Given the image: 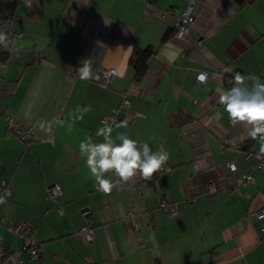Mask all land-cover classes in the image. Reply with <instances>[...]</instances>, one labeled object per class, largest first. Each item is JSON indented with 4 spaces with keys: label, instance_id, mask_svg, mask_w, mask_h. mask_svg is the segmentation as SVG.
<instances>
[{
    "label": "crops",
    "instance_id": "1",
    "mask_svg": "<svg viewBox=\"0 0 264 264\" xmlns=\"http://www.w3.org/2000/svg\"><path fill=\"white\" fill-rule=\"evenodd\" d=\"M191 2V29L176 38L177 16L165 11ZM7 30L9 47L22 50H5L0 78V179L12 193L0 205V245L19 248L10 227L27 222L41 248L11 264H264V216H255L264 206V170L246 157L259 143L241 140L246 130L231 126L218 103L235 72L264 82V0H18ZM147 47L153 53L136 81L129 58ZM85 59L93 66L86 81L76 72ZM103 69L115 70L105 85L98 82ZM124 95L130 103L110 123L113 136L126 132L153 151L164 146L169 169L105 195L87 178L78 146L89 135L100 139L103 117ZM77 106L91 111L73 124L68 114ZM124 120L128 127L116 129ZM51 121L64 124L46 134L40 123ZM27 128L26 136L16 133ZM229 162L255 182L220 189L233 181ZM209 178L218 188L204 193ZM49 185L60 191L46 198ZM163 200L176 204L175 215ZM87 223L90 240L76 232Z\"/></svg>",
    "mask_w": 264,
    "mask_h": 264
},
{
    "label": "clouds",
    "instance_id": "2",
    "mask_svg": "<svg viewBox=\"0 0 264 264\" xmlns=\"http://www.w3.org/2000/svg\"><path fill=\"white\" fill-rule=\"evenodd\" d=\"M17 40L22 37L17 36ZM12 38L0 29V48L10 53L19 55L22 47H12ZM131 50V47H129ZM76 72L80 80L93 78V66L90 59L80 62ZM199 79L204 80L201 76ZM232 85L226 90H221L218 96V103L222 105L224 113L231 126L240 125L246 130V136L241 140L251 138L259 143L257 158L264 156V82L254 74H241L235 72L229 80ZM91 111V106H77L68 114L73 124L77 120H83V116ZM29 113H26V116ZM64 124V121L41 122L40 128L47 134L52 131V124ZM128 121L115 123V128H127ZM72 125L68 126L71 132ZM113 126L107 121L102 123L93 139L91 135L81 140L78 150L84 159L88 170V177L95 182L97 189L105 195L111 194L119 185L124 184L139 176L145 180L152 179L153 175L161 171L170 159L169 151L160 146L153 151L148 143H140L131 138L126 132H117L113 136ZM49 143L54 145V139L49 137ZM115 178V179H113ZM11 191L0 195V205L6 204Z\"/></svg>",
    "mask_w": 264,
    "mask_h": 264
},
{
    "label": "built area",
    "instance_id": "3",
    "mask_svg": "<svg viewBox=\"0 0 264 264\" xmlns=\"http://www.w3.org/2000/svg\"><path fill=\"white\" fill-rule=\"evenodd\" d=\"M24 2H28V0H23ZM196 5L191 2L185 10H178L175 7L169 8L168 10L165 11V13L173 14L177 16V19L174 22L173 25V34L176 38L183 39L185 38L186 34L188 31L191 29L193 18L195 15V9ZM11 38L12 34L10 32L7 33ZM4 53L5 49L0 48V78L2 75V71L4 70L6 60L4 58ZM40 54L38 55V58L36 61L39 59ZM115 74L114 69H103L100 71V76L98 79V82L102 85L106 84V81ZM201 76H206L205 72H200L198 74V82H203V80L199 79ZM129 98L124 95L122 96L121 99V104L119 108H116L113 110L112 114L105 115L103 117V122L107 121L109 124L112 122L113 119L117 118L118 114L120 113V108L124 107L125 109L128 108L129 106ZM132 119V118H130ZM29 132V128L27 130L23 129H17L16 133L23 136H26ZM137 141L140 143L142 142L140 138H137ZM258 153H251L247 152L246 157L247 158H257ZM258 159V165L257 169L259 170H264V163L263 159L264 156L257 158ZM228 171L233 175V181L231 182L230 185L228 186H221L219 187L220 189H227V188H233L239 190L240 186L248 184V183H254L255 179L253 175L250 173H238L237 172V166L234 162H229L228 163ZM169 169V166L166 164L163 169L161 170H167ZM215 180L213 178H209L206 183H205V190L204 193H210L214 192L217 190V186L214 183ZM7 190V183L4 179H0V195H3ZM60 189L57 185H49L46 186L45 188V195L46 198H51L55 196L57 193H59ZM196 196L191 197L190 199L187 198V200L195 199ZM160 206L163 208H168L169 212L171 215L176 214V204L172 202H168L166 200H163L160 202ZM137 214V208L135 206L132 207L130 212L128 213V218L130 222H134V217ZM255 216L257 218H261L264 216V206L259 208L255 212ZM9 228V227H8ZM15 233H17L21 239L22 243L21 246L17 249L14 250H8L5 249L3 246L0 245V261H4L7 263H14L16 261L20 260L21 253L24 252L28 255L29 258L34 259L39 255L40 252V246L36 242L35 238L32 235L31 230L29 229L28 223L27 222H18L10 227ZM261 231L263 233L264 237V225L261 226ZM77 234L84 240H90L93 237V224L92 223H87L86 225H83L82 227L76 229Z\"/></svg>",
    "mask_w": 264,
    "mask_h": 264
},
{
    "label": "trees",
    "instance_id": "4",
    "mask_svg": "<svg viewBox=\"0 0 264 264\" xmlns=\"http://www.w3.org/2000/svg\"><path fill=\"white\" fill-rule=\"evenodd\" d=\"M253 0H247V2H251ZM18 0H0V29L4 30L8 33L7 29L9 26L10 19L14 13V8L17 4ZM172 30L168 29V33L164 36V39H167L171 34ZM153 50L151 47H147L144 49L134 48L129 58V63L134 69V79L136 81H140L142 76L144 75L147 67H148V59L152 55ZM5 55V53H4ZM5 57V56H4ZM233 75L228 77V82L232 78ZM156 264H160L159 261Z\"/></svg>",
    "mask_w": 264,
    "mask_h": 264
},
{
    "label": "water",
    "instance_id": "5",
    "mask_svg": "<svg viewBox=\"0 0 264 264\" xmlns=\"http://www.w3.org/2000/svg\"><path fill=\"white\" fill-rule=\"evenodd\" d=\"M236 1H241V0H236Z\"/></svg>",
    "mask_w": 264,
    "mask_h": 264
},
{
    "label": "rangeland",
    "instance_id": "6",
    "mask_svg": "<svg viewBox=\"0 0 264 264\" xmlns=\"http://www.w3.org/2000/svg\"><path fill=\"white\" fill-rule=\"evenodd\" d=\"M137 140V139H136Z\"/></svg>",
    "mask_w": 264,
    "mask_h": 264
}]
</instances>
